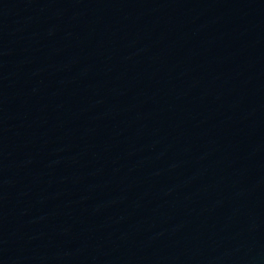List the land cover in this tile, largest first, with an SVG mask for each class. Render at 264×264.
I'll list each match as a JSON object with an SVG mask.
<instances>
[{"label":"water","instance_id":"95a60500","mask_svg":"<svg viewBox=\"0 0 264 264\" xmlns=\"http://www.w3.org/2000/svg\"><path fill=\"white\" fill-rule=\"evenodd\" d=\"M0 264H264V0H0Z\"/></svg>","mask_w":264,"mask_h":264}]
</instances>
